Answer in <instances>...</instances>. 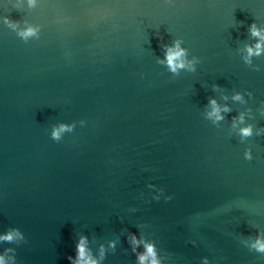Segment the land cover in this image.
Here are the masks:
<instances>
[{
    "label": "water",
    "instance_id": "95a60500",
    "mask_svg": "<svg viewBox=\"0 0 264 264\" xmlns=\"http://www.w3.org/2000/svg\"><path fill=\"white\" fill-rule=\"evenodd\" d=\"M253 24L264 28V0H0V233L24 234L0 253L70 264L86 235L94 254L107 248L103 264H137L135 233L163 264H264L251 248L264 235ZM29 25L39 33L25 40ZM176 40L195 71L160 63ZM212 99L231 108L218 122ZM61 123L75 128L57 141Z\"/></svg>",
    "mask_w": 264,
    "mask_h": 264
},
{
    "label": "clouds",
    "instance_id": "9594fccd",
    "mask_svg": "<svg viewBox=\"0 0 264 264\" xmlns=\"http://www.w3.org/2000/svg\"><path fill=\"white\" fill-rule=\"evenodd\" d=\"M38 0H28L30 7H35ZM4 23L9 27L18 29V24L13 22L8 17L4 18ZM250 32L252 37L258 38L257 42L253 45L246 46V55L244 60L246 63H252L253 56L264 55V28H260L253 24L250 27ZM39 33L38 26L29 25L24 29L19 30L18 34L27 40L29 37L37 36ZM183 41L176 40L174 44L165 45V59L161 60L160 63H165L169 70L173 73H178L181 69H189L195 71V65L198 63L196 58L192 60L188 59V50L182 47ZM227 99V97H225ZM233 100L245 102L242 93H236ZM210 111H208L207 116L209 119H213L215 122L224 119L223 113L230 112L231 108L225 104L220 105L217 100L212 99L210 101ZM234 127H239L245 121V114H241L239 117H234ZM81 123H84L83 121ZM75 128L74 124H64L61 123L54 126L52 130V138L54 140H61L64 133L73 131ZM264 133V130L256 134ZM239 134L242 138L250 137L254 134V128L252 125L239 128ZM245 158L248 160L253 159L251 149L245 153ZM159 198V197H157ZM171 199V197H169ZM24 234L18 228L10 229L6 233H0V242H13L18 240H23ZM129 242L132 245V251L136 253L137 264H163L161 260L156 245L148 240L138 237L135 233L129 235ZM141 245L143 246V251H140ZM112 249L116 247V241H111L109 246ZM251 248L257 252L264 253V235H259L251 243ZM12 249H6L4 252L0 253V264H15V258L9 256L8 253L12 252ZM107 255V248L101 245L99 249V255H96L89 248V239L86 235H81L75 247V256L69 255L68 260L70 264H103ZM204 264H208L207 259H205Z\"/></svg>",
    "mask_w": 264,
    "mask_h": 264
}]
</instances>
